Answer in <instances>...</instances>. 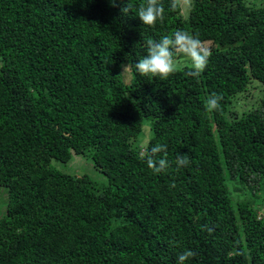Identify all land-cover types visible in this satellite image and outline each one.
Instances as JSON below:
<instances>
[{"label":"trees","instance_id":"obj_1","mask_svg":"<svg viewBox=\"0 0 264 264\" xmlns=\"http://www.w3.org/2000/svg\"><path fill=\"white\" fill-rule=\"evenodd\" d=\"M163 3L152 28L119 0H0V264H177L185 249L186 264H264V0H190L187 17ZM177 29L211 44L206 71L139 76L144 42ZM255 83L257 105L234 109ZM144 132L145 155L168 145L167 173L141 160ZM75 156L105 182L52 165Z\"/></svg>","mask_w":264,"mask_h":264},{"label":"clouds","instance_id":"obj_2","mask_svg":"<svg viewBox=\"0 0 264 264\" xmlns=\"http://www.w3.org/2000/svg\"><path fill=\"white\" fill-rule=\"evenodd\" d=\"M122 14L134 13L142 21L143 25L155 28L157 22H162L165 18V5L163 0H141L137 5L133 0H119ZM113 7L117 6V0H110ZM178 6V0H171L170 7L174 10ZM145 55H143L136 63L135 70L141 77H147L150 80L159 79L167 81L178 71V59L183 56L191 65L188 75L199 79L206 71L210 57L212 55L209 48L205 47L203 42L190 34L189 32L177 29L169 35H162L159 40L148 38L144 42ZM131 66L122 64L121 74L126 73ZM224 97L216 92H212L205 100V108L208 112H222V101ZM140 158L145 161L147 167L153 174H164L173 167V161L168 158V145L157 143L148 150L141 146ZM174 164L179 170L180 168L190 165V157L187 154L181 155L177 153ZM211 232V228H206ZM197 253L191 249H185L177 256V264H186Z\"/></svg>","mask_w":264,"mask_h":264},{"label":"rangeland","instance_id":"obj_3","mask_svg":"<svg viewBox=\"0 0 264 264\" xmlns=\"http://www.w3.org/2000/svg\"><path fill=\"white\" fill-rule=\"evenodd\" d=\"M250 1L255 2L256 4L260 2V0H250ZM180 3L182 4L183 16L187 17L190 10V0H180ZM204 46L210 49L211 44L204 43ZM183 62L188 63V60L183 56H181V58L178 59V64H181ZM124 76H125V81L129 82L130 81L129 70L126 73H124ZM261 95H262V90L258 86V83H255L248 89L246 93L238 97V99L233 104V108L237 109L240 112L241 110H250L253 107V105L255 106L257 105ZM149 137H150L149 132H144V134H142L141 137L139 138L138 144L140 146L142 145L145 146L148 143ZM52 165L53 167L57 168L58 170L64 173L75 174L79 177L82 175H88L98 183L105 182L104 175L99 173L97 170H95L92 161L87 157L75 156L74 159H72L67 164H63L53 160ZM6 201H7V194L0 187V216L5 211Z\"/></svg>","mask_w":264,"mask_h":264}]
</instances>
